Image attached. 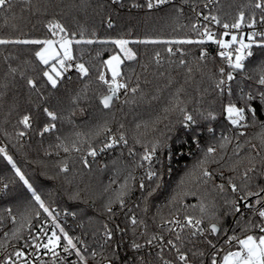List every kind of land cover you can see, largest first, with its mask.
Masks as SVG:
<instances>
[{
	"label": "trees",
	"instance_id": "obj_1",
	"mask_svg": "<svg viewBox=\"0 0 264 264\" xmlns=\"http://www.w3.org/2000/svg\"><path fill=\"white\" fill-rule=\"evenodd\" d=\"M256 2L218 0L212 9H206V0H174L158 6L152 0L154 6L149 9L148 0H17L11 8L6 5L0 10V39L57 40L59 37L52 36L47 25L59 22L68 33H76L75 39H80L82 32L84 39L97 41L72 45V65L84 63L89 75L83 77L72 69L71 78L67 79L65 72L55 88L42 74L47 66L41 65L34 55L42 46L0 45V138L7 156L52 215L68 213L74 226H83L91 253H97L98 260L136 261L141 252L131 244L166 232L162 225L176 216L203 217L202 228L217 223L221 231L208 238L217 243L218 251L227 246L226 241L232 236L242 239L260 234L258 228L248 227L245 231V226L260 221L258 210H264V193L244 200L240 197L264 188V101L258 99L264 93V85L259 83L264 76V47L253 45V55L244 60V69L237 70V77L228 87L223 86V92L215 85L223 78L219 69L226 61L218 55L219 46L212 42L130 43L128 47L136 59L125 60L120 79L129 87L138 83L139 89L135 94L121 89L108 110L100 103V98L108 94L107 85L97 79L100 71L111 78L103 61L117 53L123 59L111 40H198L201 26L211 29L232 24L241 11L245 14V28L255 16L256 27L264 29L259 22L264 13L255 7ZM200 14L209 17L201 26ZM212 16L220 23L213 22ZM193 24L197 25L196 30ZM168 47L173 53L167 51ZM202 50L206 52L204 60H200ZM29 78L36 82V88L28 85ZM249 96L253 99L249 100ZM229 103L248 109L246 125L233 128L224 111ZM46 108L57 119L52 120L44 111ZM209 113L215 118H210ZM25 115L30 117L28 128L20 123ZM185 115H191L193 121L185 120ZM50 125L54 127L44 132ZM21 132L23 136L19 135ZM121 134L127 143L119 141ZM113 138L119 142L105 147ZM153 147L157 175L149 180L143 157ZM209 147L215 152L209 154L205 167L213 178L202 183L189 173L196 169L199 174L196 166L205 159ZM90 150H95L96 155H89ZM5 153H0V178L6 185L0 199V229L2 242L6 243L26 235L38 217L50 216L36 204L32 191L16 175ZM213 159L217 162H211ZM65 165L67 172L62 171ZM249 168L253 171L245 178ZM229 177L238 187L235 193L228 184ZM141 183L145 185L143 189ZM219 184L225 185L224 191L216 187ZM178 192L194 195L177 196ZM173 196H177L175 201ZM233 201H242L244 208L235 212ZM201 205L205 208L203 213ZM108 207L112 208L111 213ZM133 217L136 225L131 223ZM105 226L113 232L111 240L105 236ZM120 228L125 229V235ZM180 236L183 243H177L189 256L190 264H211L214 250L203 242V236L191 237L188 229ZM123 239L127 242L121 244ZM238 247L235 244L228 249ZM175 253L165 251L163 257L173 264H182ZM143 255L161 262L157 254Z\"/></svg>",
	"mask_w": 264,
	"mask_h": 264
},
{
	"label": "snow or ice",
	"instance_id": "obj_2",
	"mask_svg": "<svg viewBox=\"0 0 264 264\" xmlns=\"http://www.w3.org/2000/svg\"><path fill=\"white\" fill-rule=\"evenodd\" d=\"M168 0H156V5H161L167 3ZM13 0H0V10L4 9L5 6L7 5L9 8L12 7ZM153 3L152 0H148L147 7L149 9L153 8ZM255 7L258 9H261V12L264 13V0H257ZM205 20H208V16H204ZM212 21L219 24L220 20L212 16L211 17ZM245 22V14L243 11L239 13L237 18L235 19V22L232 24L224 23L223 28L224 29H240L241 26ZM261 24H264V15H261L260 21ZM257 24V20L255 16H252L248 22V27L249 28H254L255 25ZM48 30L51 32L52 36L59 37L57 40L53 39H17V40H8V39H0V45H6V44H25V45H40L38 50L34 52L35 58L39 61L41 65L47 66V69L43 71V76L46 78L47 82L55 88L57 86L58 80L63 77V74L70 68L72 67L71 64H69V61L74 60V56L72 54V45L73 44H86V45H91L96 43L97 41L94 39H84L83 38V33H80L81 38L80 39H75L76 33H68L67 29L65 26L59 22H50L48 25ZM193 30L197 29V25L193 24L192 25ZM200 39L198 40H192V39H173V40H162V39H144L140 41H129L127 39H115L111 40L110 43L115 45L117 48H119L120 53L123 54V59L121 58V55L119 53L114 54L110 56L107 60L103 61V66L105 69H107L108 72L111 73V78L107 79L106 78V73L105 71H100L97 79L104 85H107V90L108 94L103 95L100 98V103L103 105L104 108H109L111 106L112 100L114 97L117 96V93L121 90L124 89L125 93L131 92V93H136L139 89V84L135 87H129L128 82H121V65L125 62V60H135L136 59V54L128 47L130 43H142V44H165V45H172V44H204L208 41H211L212 43H215L219 46L221 51L218 53V55L226 61L228 67L232 70H243L245 65H244V60L248 57H251L253 55L251 49L253 45H257L259 47H264V39L257 41L255 37L257 35L264 37V32L260 33H250L247 36L248 42L245 43L243 38L238 39L236 35H231L230 40H224L223 38L217 39L216 34L213 33L210 29L207 27L204 28L202 32L199 33ZM229 32L225 31L223 33V36H228ZM71 36V38H70ZM100 43H109V41H100ZM234 45H238L237 47L234 48L233 51H229V49H233ZM167 51L171 54L173 53V49L171 47L167 48ZM179 51V49H177ZM157 56V62H159V53L156 54ZM206 57V52L203 50L200 53V60H204ZM181 63L183 64L184 61L182 60ZM76 70L80 73L81 76L87 77L89 75V68L85 66L84 63H77L75 64ZM11 72H15L16 69H10ZM189 72L192 71L191 68L188 69ZM232 71H228L225 73V68L221 67L219 69V73L221 78L218 80L216 83L215 87L216 89L220 90L221 92L224 91V85L226 81H232L234 79V76L232 74ZM28 85H30L32 88H36V82L29 78L27 80ZM259 83L261 85H264V76H261ZM229 92H231V89H228ZM249 100L253 99L252 96L248 97ZM260 99L264 101V93L260 94ZM183 111V109H180ZM46 114L52 119L55 120L57 119L56 114L53 113L52 111H49L47 108L44 109ZM169 109H165V112H168ZM224 111L227 113L228 119L231 121L233 125H238L240 124L241 121L244 120L245 118V108H238L236 105L229 103ZM253 114H254V110ZM210 118H215L212 113H209ZM185 120L187 121H193V117L191 115H185L184 117ZM20 123L24 125L25 128L30 127V117L28 115H25L21 120ZM51 127H54V125L46 126L44 128V132H47L50 130ZM123 127V125H121ZM139 127V126H138ZM19 135L23 136L24 133L21 132ZM225 140L227 138L225 137ZM119 141H124V143H127L125 140L124 136L121 134L119 137ZM115 138L112 139L111 144H106L105 147H111L113 144L118 143ZM262 146H264V141H262ZM223 147V145H221ZM255 147V145L253 146ZM65 151H68L67 148L64 149ZM215 149L212 147H209L207 149V153L205 154V159L200 161L196 168L199 170V174L196 175V169L193 170L192 173H189L190 176L195 175L196 179L202 183H207L209 180L213 178V173L209 171L206 167L205 164L209 162V154L214 153ZM0 153H5L4 148H0ZM155 153V147H153L152 152L149 154H146L143 159L144 160H151L152 154ZM6 158L9 163L12 164V167L15 169L16 175L19 177L21 181H23L24 185L28 187L30 191H32V196L33 199L35 200L36 204L39 205V208L43 210V212L47 213L49 216L52 215V212L50 209L45 205L44 200L41 198L40 195H38L33 189L32 185L29 183V181L25 178L24 174L21 172L19 168L16 167V165L12 162V158L10 156H7L5 153ZM89 155L95 156L96 152L95 150H90ZM223 159V158H221ZM213 163H216L214 159L211 161ZM234 170V167L233 169ZM62 171L67 172L68 168L67 165H65L62 168ZM253 171L252 168H249L245 173L244 176L245 178L248 177V172ZM157 173L155 171H149L148 172V179L152 180L154 177H156ZM184 184V181H181V185ZM228 184L231 188L232 192H237L238 187L235 183H233L232 178H228ZM126 187V185L124 186ZM145 185L143 183L140 184V188L143 189ZM216 187L219 188L220 191L225 190V185L224 184H219L216 185ZM261 193H264V188H261L259 192L252 193L248 192L246 193L245 196H241L240 200L246 199L247 196H257L259 197ZM194 193H189V192H182V193H177V196L181 195H188ZM151 195V193H149ZM177 196H173L172 200L175 201L177 199ZM120 204L123 205L124 201L123 199L119 200ZM257 203H261V201H257ZM233 208L235 212H240V207L239 205L233 201ZM262 209H264V205H262ZM107 211L109 213L112 212V208L108 207ZM200 211L203 213L205 211V208L203 205L200 206ZM39 212L36 213L37 216H39ZM258 216L260 218V221L258 223L254 222H248V224L245 226V231L247 230L248 227L251 228H258L261 235L258 237L253 236V235H246L245 238L240 239L236 236H232L228 238L226 242L230 243L231 240H238L239 245L241 246L239 250L237 251H228L226 254L222 255V259H217V257L220 255V252L217 250V243H214L213 240L208 238V235H216L218 232L221 231V229L218 227L217 223H211L209 228H202L201 225L203 224V217L201 218H195L191 215H187L184 218V222L182 223L179 220L174 221L177 226L181 229L188 228L190 230V236L191 237H204V243H206L210 248H212L213 251V256L211 259V264H264V210H258ZM132 225L137 224V220L135 217L131 219ZM140 223H143L142 221ZM59 227V225H57ZM105 231V236L107 240H111L113 237V232L110 229H107ZM60 232L63 233V239L66 241V244L64 245V251L68 252L70 249L75 250L76 256L79 258L81 264H87V260L84 255H82L81 250L77 247L76 243H74L73 238L68 236L66 232H64L63 228H60ZM16 233H13V236H15ZM159 239L160 241L166 243L169 245L172 249H175L179 261L182 262V264H190L189 256L181 251L180 247L177 246V244L169 239V240H164L163 236H160L157 238L156 236H153L151 239L147 240L146 243L148 245H151L154 240ZM176 241H180L183 243L182 238L179 233L176 234L175 237ZM61 242V236L57 235L55 231L52 232V235L47 238V242L43 243L42 245L37 243L35 244V248L39 250L41 247L44 249H47L48 252H51L53 257L57 256V253L55 249L60 246ZM191 242V241H190ZM131 247L135 250H138L142 247V245L137 244L133 242L131 244ZM201 256L204 255L203 252L199 253ZM97 253L93 252L92 256L95 257ZM193 255L195 256L196 253L193 252ZM16 260H13L11 256L6 257L0 264H17V261L20 260L23 256L24 253L21 251H16L15 252ZM157 257L162 261V264H173L172 260H165L163 257V250L161 249L160 252L157 253ZM107 259V258H105ZM22 264H31V261L24 260ZM108 264H111V260L108 259Z\"/></svg>",
	"mask_w": 264,
	"mask_h": 264
},
{
	"label": "built area",
	"instance_id": "obj_3",
	"mask_svg": "<svg viewBox=\"0 0 264 264\" xmlns=\"http://www.w3.org/2000/svg\"><path fill=\"white\" fill-rule=\"evenodd\" d=\"M13 1H17V0H13ZM173 1L174 0H168L167 3L161 4V5H166ZM217 2L218 0H206V9H212L217 4ZM198 20L200 21L199 25L201 26L202 22L205 20L204 16L202 14L198 15ZM257 25H258V22L254 28H249V27L245 28V26L242 25L240 29H227L226 30L223 28V26H221V27H213L210 30L216 34L217 39L223 38L224 40H228L231 38L232 34H236L238 39H240L243 35L245 39V43H247L248 34L253 33V32H256V33L264 32V29H258L256 27ZM203 30L204 28L201 26L200 32H202ZM225 31L229 32L228 36H223V33ZM208 42H211V41H208ZM235 47H237V45H234L233 49H229V51H233ZM218 51L219 52L221 51L219 47H218ZM71 64H73V62ZM222 67L225 68V73H227L228 71H232L228 67L226 62L223 64ZM232 74L235 79L237 77L238 71L237 70L232 71ZM71 76H72V70H68L66 72V78L70 79ZM223 78L226 79V76ZM230 84H231V81H226L224 86L228 87ZM258 99L261 100L260 96L258 97ZM241 108H245V118L238 125H233L231 123L233 128H239L248 123V109L246 107H241ZM116 140L118 141V139ZM3 145H4V141L2 138H0V148L3 147ZM156 162H157V156L155 154H152L150 161L144 160V171L146 172V174H148L149 171H154ZM5 191H6L5 182L3 179L0 178V199L4 196ZM237 204L239 205L241 209L244 208L242 201H238ZM176 220H179L182 223L184 222V218L176 216L172 220L168 221L167 224L162 225V227H165L166 232H161L154 236H156L157 238H159L160 236H163L165 241L171 239L179 247V244L177 243L174 237L177 233L181 234L184 230L188 228H184V229L179 228L177 224L174 222ZM72 221L74 220L71 219L68 213H65L62 215L56 214L50 217H38L36 222H33L29 225V230L26 233V235L21 237L16 242H11V241L6 242V243L4 241L2 242L3 231L2 229H0V262H2L6 257H9V256H11L13 260H16L17 258L15 256V252L21 251L24 253V256L20 260L17 261V264H22L24 260L31 261V264H81L79 258L75 254V250L70 249L68 252L64 251V245L66 244V241L63 239V233L60 232V228H63L64 232H66L68 236L73 238L74 243H76L77 247L81 250L82 255L85 256L87 260V264H108V259L111 260V264H162V261L159 262L158 259L156 261H154L153 259H148V258L146 259L143 254L146 252L147 254H151L153 256L157 254L158 252H160L161 249L163 250V252L175 251V249H172L169 245L160 241L159 239L154 240L151 245H148L146 241L153 237L151 236L149 238H145L141 242H136L137 244L142 245V247L137 250L138 252H141V256H138L136 261H133L130 259L116 261L113 258L98 260L96 256L95 257L92 256V253H91L92 250L90 248V245L87 243V240H86L87 237L85 236V233L83 232V226L80 224L74 226L71 223ZM57 225H59V227H57ZM120 229L123 231L125 235V229L123 228H120ZM53 231H55L57 235L61 236L60 246L55 249L57 253L56 257H53L51 252H48L47 249H44L41 247L39 250H37L35 248V244L37 243L41 245L43 243H46L47 238L52 235ZM126 240L123 239L120 241V243L123 244L124 242H127ZM235 244L239 246L237 249L239 250L241 246L239 245L238 240H231V242L228 243L225 248L219 251L220 255L217 257V259L218 260L221 259V256L226 251V249H228L229 247H232ZM175 254H176L177 260L179 261L177 253ZM164 259L169 260L166 258Z\"/></svg>",
	"mask_w": 264,
	"mask_h": 264
},
{
	"label": "rangeland",
	"instance_id": "obj_4",
	"mask_svg": "<svg viewBox=\"0 0 264 264\" xmlns=\"http://www.w3.org/2000/svg\"><path fill=\"white\" fill-rule=\"evenodd\" d=\"M232 35H233V34H232ZM234 35H236V34H234ZM236 36H237V35H236ZM241 38L244 39V36L242 35ZM230 39H231V38H230ZM230 39H228V40H230ZM244 41H245V39H244ZM237 46H238V45H237ZM121 58H122V57H121ZM68 63L71 64L72 61H69ZM71 65H72V64H71ZM72 69H76L74 65H72V67H70L68 70H72ZM68 70H67V71H68ZM67 71H66V72H67ZM63 75H64V74H63ZM1 148H2V147H1ZM261 234H262V233H260V234H256V235H255V234H249V235H253V236L258 237V236L261 235ZM245 237H246V236H245ZM245 237H243V238H245ZM243 238H242V239H243ZM228 251H236V249H227L223 254H226ZM223 254H222V255H223ZM221 259H222V256H221Z\"/></svg>",
	"mask_w": 264,
	"mask_h": 264
},
{
	"label": "water",
	"instance_id": "obj_5",
	"mask_svg": "<svg viewBox=\"0 0 264 264\" xmlns=\"http://www.w3.org/2000/svg\"><path fill=\"white\" fill-rule=\"evenodd\" d=\"M117 94H118V93H117ZM115 98H116V97L113 98L112 103H111V106H110L109 108H107V109L105 108L106 110H108V109H110V108L112 107ZM218 234H219V232H218L215 236H217Z\"/></svg>",
	"mask_w": 264,
	"mask_h": 264
}]
</instances>
